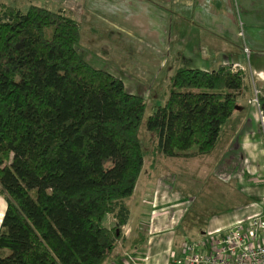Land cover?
<instances>
[{
  "label": "trees",
  "instance_id": "1",
  "mask_svg": "<svg viewBox=\"0 0 264 264\" xmlns=\"http://www.w3.org/2000/svg\"><path fill=\"white\" fill-rule=\"evenodd\" d=\"M78 39L60 11L0 6V264H102L127 220L145 101L86 62ZM244 76L227 62L178 67L145 120L153 150L209 153ZM256 103L264 116V88Z\"/></svg>",
  "mask_w": 264,
  "mask_h": 264
},
{
  "label": "crops",
  "instance_id": "2",
  "mask_svg": "<svg viewBox=\"0 0 264 264\" xmlns=\"http://www.w3.org/2000/svg\"><path fill=\"white\" fill-rule=\"evenodd\" d=\"M104 2L111 8L110 14L121 16V25L113 20L112 24L122 26L128 34L137 31L139 40L160 44L168 39L174 51L198 58L200 63H205L201 58H206L204 51L211 50V43L225 40L222 36L227 29L235 30L233 9L230 3H224L225 0ZM237 6L249 18L253 16L256 24L260 22L264 26V0H238ZM245 22H249L247 17ZM183 26L186 27L185 36ZM198 28L212 33L211 37L194 32ZM247 40L250 44L243 43L240 51L243 59L239 56L228 62L246 72L244 87L236 99L240 111L234 113L233 109L226 121L235 123L226 125L224 122L217 143L207 153L211 154L208 160L210 173L217 181L216 208L206 213L200 225L188 223L183 227L181 224L190 210V203L168 179H156L137 220H131V210L127 207L128 217L120 227V237L102 264H175V261L187 264L184 261L188 253L186 243L193 244L203 256H210L215 245L212 238L217 230L236 220L264 214V133L262 136L259 132L258 113L248 103L250 90L264 88V34L253 35ZM244 47L247 53L243 51ZM220 63L225 62L222 60L215 66ZM162 98L163 104L164 95ZM229 125L234 127L230 133Z\"/></svg>",
  "mask_w": 264,
  "mask_h": 264
},
{
  "label": "rangeland",
  "instance_id": "3",
  "mask_svg": "<svg viewBox=\"0 0 264 264\" xmlns=\"http://www.w3.org/2000/svg\"><path fill=\"white\" fill-rule=\"evenodd\" d=\"M226 2L230 3L233 9L235 30L231 32L227 29L222 36L225 40L211 43V50L204 51L206 58H201L205 60V63H200L198 58L185 56L182 51H174L168 39L155 44L137 39V31L128 34L124 31L125 28L120 26L121 16L115 17L110 14L111 8L105 4L104 0H0V6L15 7L23 11L29 5H35L50 11H60L76 20L79 23V39L75 46L77 53L94 68L107 71L119 78L126 92L143 97L145 106L137 131L143 155L142 166L131 194L124 198L125 205L130 207L132 221L137 220V215L144 209L145 197L156 179H168L174 189L190 203V210L181 224L183 227H186L188 223L200 225L206 213L216 208L217 181L211 175L208 163L211 154H196L193 147L181 155L171 156L176 160L173 161L170 157L156 153L149 140L152 135L145 129V120L155 107L162 105V96L164 95L165 99L168 92L169 79L178 67L211 70L222 60L228 63L230 60L238 59L239 56L242 60L244 57L240 53L242 44H250L246 39L253 35L264 34L262 23L256 24L253 16L249 18L247 13L244 14L237 6L238 0H225L224 3ZM246 17L249 22H245ZM112 20L120 25L112 24ZM184 27L183 35L185 36L186 27ZM194 32L201 36L210 35L211 37L212 35L202 28L194 29ZM223 54L226 55L225 58L222 57ZM244 61L246 62V58ZM258 90V88L250 90L248 100L257 113L259 111L253 96ZM239 111L236 102L233 112ZM261 115L262 117L258 113L259 132L263 136L264 116ZM232 123L235 122L225 121L226 125ZM233 128L229 125L228 133ZM110 164V157L102 159V167L106 168ZM4 208L5 200L0 195V220Z\"/></svg>",
  "mask_w": 264,
  "mask_h": 264
},
{
  "label": "built area",
  "instance_id": "4",
  "mask_svg": "<svg viewBox=\"0 0 264 264\" xmlns=\"http://www.w3.org/2000/svg\"><path fill=\"white\" fill-rule=\"evenodd\" d=\"M243 50L247 51L245 47ZM254 93L253 101L256 103ZM258 113L262 117V113ZM212 240L215 245L210 256H203L193 244L186 243L188 253L184 261L187 264H264V214L236 220L230 226L217 230ZM175 264L180 262L175 261Z\"/></svg>",
  "mask_w": 264,
  "mask_h": 264
}]
</instances>
